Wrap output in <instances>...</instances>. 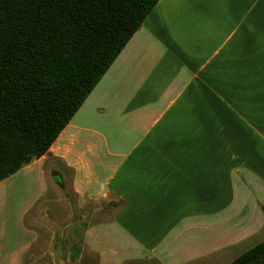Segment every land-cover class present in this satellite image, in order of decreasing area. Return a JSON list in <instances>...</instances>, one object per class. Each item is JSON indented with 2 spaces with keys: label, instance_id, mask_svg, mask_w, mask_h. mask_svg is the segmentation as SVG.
Instances as JSON below:
<instances>
[{
  "label": "crops",
  "instance_id": "0c3cea01",
  "mask_svg": "<svg viewBox=\"0 0 264 264\" xmlns=\"http://www.w3.org/2000/svg\"><path fill=\"white\" fill-rule=\"evenodd\" d=\"M91 206L69 264H230L264 241V0H159L48 150ZM43 156L0 182V264H60Z\"/></svg>",
  "mask_w": 264,
  "mask_h": 264
},
{
  "label": "trees",
  "instance_id": "16d2710c",
  "mask_svg": "<svg viewBox=\"0 0 264 264\" xmlns=\"http://www.w3.org/2000/svg\"><path fill=\"white\" fill-rule=\"evenodd\" d=\"M158 1L0 0V182L46 156L71 187L48 150ZM230 264H264V241Z\"/></svg>",
  "mask_w": 264,
  "mask_h": 264
},
{
  "label": "rangeland",
  "instance_id": "374dc122",
  "mask_svg": "<svg viewBox=\"0 0 264 264\" xmlns=\"http://www.w3.org/2000/svg\"><path fill=\"white\" fill-rule=\"evenodd\" d=\"M62 170V168L58 167ZM63 171V170H62ZM65 175V186L60 190L62 201L60 204L47 207L46 220L49 221V226L55 234V248L52 249V256L55 260H60V264H69V247L72 244H78L84 227L86 224L87 215L91 210V206L79 207L76 202V197L71 194V187L67 181V172ZM48 178L51 180L50 175Z\"/></svg>",
  "mask_w": 264,
  "mask_h": 264
}]
</instances>
